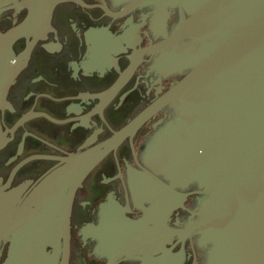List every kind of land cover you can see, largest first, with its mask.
Instances as JSON below:
<instances>
[{
    "label": "flooded vegetation",
    "instance_id": "flooded-vegetation-1",
    "mask_svg": "<svg viewBox=\"0 0 264 264\" xmlns=\"http://www.w3.org/2000/svg\"><path fill=\"white\" fill-rule=\"evenodd\" d=\"M36 0H17L0 14V34L22 25ZM179 21H165L150 7L130 8L114 0H63L48 21L11 42L10 63L20 69L0 91V188L26 186L24 194L60 161L121 133L146 114L88 173L70 210L67 244L59 243L54 264H107L116 254L110 225L117 214L129 222L131 255L115 264H208L211 245L199 232L203 195L197 184L173 189L177 200L160 211V170L149 150L160 128L173 118L160 100L186 76L168 73L162 59L165 35ZM151 176V178H150ZM157 194L155 197L154 193ZM159 198V199H158ZM90 231H93L91 233ZM120 251L131 243L121 242ZM9 244L0 246V264ZM46 251L53 255V250Z\"/></svg>",
    "mask_w": 264,
    "mask_h": 264
},
{
    "label": "water",
    "instance_id": "water-1",
    "mask_svg": "<svg viewBox=\"0 0 264 264\" xmlns=\"http://www.w3.org/2000/svg\"><path fill=\"white\" fill-rule=\"evenodd\" d=\"M59 1L36 0L29 19L0 34V91L21 65L10 63L11 42L39 16L49 21ZM114 1L152 8L164 33L168 15L178 11L161 60L168 73H187L160 100L173 110V118L160 128V156L159 135L149 150L153 169L168 181H160V211L177 200L174 188L197 184L204 196L199 232L211 245L208 264H264V0ZM9 5L16 7L17 0H0V14ZM145 117L62 159L26 195L25 185L9 192L0 188V246L9 244L3 264H54L59 243L67 244L76 190L123 132ZM110 217L118 246L107 264H115L122 253L131 255L137 240L126 239L129 222L117 214ZM121 242L131 243L130 250L120 251Z\"/></svg>",
    "mask_w": 264,
    "mask_h": 264
}]
</instances>
